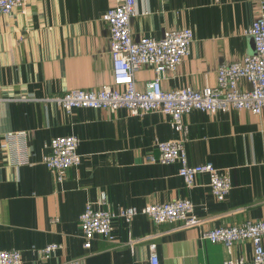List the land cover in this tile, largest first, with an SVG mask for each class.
<instances>
[{"label":"crops","instance_id":"0c3cea01","mask_svg":"<svg viewBox=\"0 0 264 264\" xmlns=\"http://www.w3.org/2000/svg\"><path fill=\"white\" fill-rule=\"evenodd\" d=\"M263 1L136 0L131 31L135 39L161 38L166 30L192 28L190 54L175 72L165 73L162 85L202 89L217 83L222 63L255 51L247 30ZM113 5L114 0H29L25 9L0 14V250L19 249L24 264H69L73 259L149 264L152 245L162 264L252 260L251 240L236 242L230 254L224 243L211 242L203 233L264 219V112L194 109L184 116L190 164L212 162L230 173L232 189L218 201L208 174L188 187L179 162L151 161L159 154L158 141L180 137L165 113L132 115L125 108L67 112L51 100L70 89L113 83L110 30L102 18ZM155 77L152 67H142L136 73L138 88L144 90ZM11 131L27 132L29 163L17 165L14 142L6 139ZM62 135L79 138L82 159L58 182L43 155L44 144ZM102 193L114 211L189 198L203 222L184 228L181 221L157 224L145 214L130 223L116 217V240L96 236L85 248L80 215ZM51 243L61 248L43 255L41 249Z\"/></svg>","mask_w":264,"mask_h":264},{"label":"built area","instance_id":"2783aa9c","mask_svg":"<svg viewBox=\"0 0 264 264\" xmlns=\"http://www.w3.org/2000/svg\"><path fill=\"white\" fill-rule=\"evenodd\" d=\"M29 0H0V14H9L15 8L25 9ZM136 14V0H114V5L103 15L110 30V54L113 64V83L98 89L74 88L61 96L52 97L67 112L74 108H95L117 111L127 109L132 115L161 111L170 117L172 128L179 138L158 141L159 154L151 161L159 163L179 162V174L188 187L196 185L200 174L209 175L213 196L223 201L232 189V179L226 169L212 162L190 164L187 151V126L184 116L197 109L206 113L247 110L261 115L264 112V1L258 16L247 33L253 37L255 51L242 59L222 63L218 68L217 83L202 89L190 86L167 90L162 79L167 72H175L190 54L195 34L192 28L166 30L161 38L142 36L135 39L131 20ZM144 66L154 69L156 77L149 80L144 90L137 86L136 73ZM245 82V83H244ZM244 83V85H243ZM1 100V99H0ZM264 131V128H263ZM28 134L11 131L6 134L8 142H14L18 154L17 165L29 163L27 159ZM79 138L76 135L53 137L44 144V164L58 182H62L68 169L79 165ZM7 146V143L5 144ZM194 203L189 198L173 199L165 203H149L144 207H123L114 211L102 193L96 201H89L80 215V225L85 239L84 247L90 248L96 236L114 242L113 219L122 217L127 222L139 215L149 216L154 223L181 221L184 228L200 225L203 220L194 213ZM211 242H222L230 254L236 242L249 239L254 245V257L227 258L222 264H264V219H248L241 223L222 225L203 233ZM136 239H132L131 243ZM61 248L51 243L41 249L48 256ZM0 264H24L19 249L0 250ZM69 264H83L73 259ZM149 264H162L154 245L151 246Z\"/></svg>","mask_w":264,"mask_h":264}]
</instances>
